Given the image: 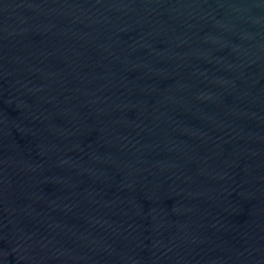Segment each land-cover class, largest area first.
Listing matches in <instances>:
<instances>
[{
	"label": "water",
	"instance_id": "95a60500",
	"mask_svg": "<svg viewBox=\"0 0 264 264\" xmlns=\"http://www.w3.org/2000/svg\"><path fill=\"white\" fill-rule=\"evenodd\" d=\"M0 264H264V0H0Z\"/></svg>",
	"mask_w": 264,
	"mask_h": 264
}]
</instances>
